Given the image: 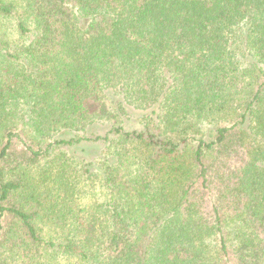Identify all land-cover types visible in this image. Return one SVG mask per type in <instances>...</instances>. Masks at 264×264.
Segmentation results:
<instances>
[{
	"label": "trees",
	"instance_id": "obj_1",
	"mask_svg": "<svg viewBox=\"0 0 264 264\" xmlns=\"http://www.w3.org/2000/svg\"><path fill=\"white\" fill-rule=\"evenodd\" d=\"M0 264H264V0H0Z\"/></svg>",
	"mask_w": 264,
	"mask_h": 264
},
{
	"label": "rangeland",
	"instance_id": "obj_2",
	"mask_svg": "<svg viewBox=\"0 0 264 264\" xmlns=\"http://www.w3.org/2000/svg\"><path fill=\"white\" fill-rule=\"evenodd\" d=\"M4 31H5V30H4ZM6 32H7V33H10L9 35H10V37H12V36H11V32H9V31H6ZM78 155L81 156L82 154L80 153V154H78Z\"/></svg>",
	"mask_w": 264,
	"mask_h": 264
}]
</instances>
